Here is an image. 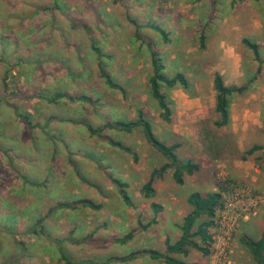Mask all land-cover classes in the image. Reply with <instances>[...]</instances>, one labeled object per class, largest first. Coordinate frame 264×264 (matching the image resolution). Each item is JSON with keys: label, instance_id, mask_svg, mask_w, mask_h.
Wrapping results in <instances>:
<instances>
[{"label": "rangeland", "instance_id": "374dc122", "mask_svg": "<svg viewBox=\"0 0 264 264\" xmlns=\"http://www.w3.org/2000/svg\"><path fill=\"white\" fill-rule=\"evenodd\" d=\"M244 2L0 0V264H66L62 251L74 260L105 262L139 248L158 249L162 236L174 239L181 233L179 225L192 208L188 197L196 191H221L223 205L212 228L211 254L191 249L183 259L191 264H243L241 259L248 255L239 248L241 224L260 210L264 192L237 174L234 166L236 161L264 155L257 151L242 157L251 145L264 143V63L250 90L232 99L231 122L222 128L214 125L213 79L216 72L232 80L239 72L244 79L257 73L260 63L242 39L264 43V34L257 38L248 34L247 12L240 11L248 7ZM133 19L160 24L170 41L146 25L137 29ZM202 31L205 48L199 39ZM138 34L161 52L167 74L184 71L190 79L188 90L167 91L173 100L171 122L160 117L150 96L149 49ZM95 45L126 95L101 76ZM260 52L264 57V44ZM57 92L84 93L95 101L63 97L53 102ZM139 109L162 140L181 142L182 160L200 165L183 184L169 170L156 183L153 198L144 197L141 187L165 158L140 129L130 133L105 129L100 136L83 123L71 122L84 120L100 128L107 120L134 119ZM108 138L130 145L138 160ZM112 177L129 184L133 205L123 200ZM236 193V201L248 207V217H239L226 243H220L222 211ZM79 198L93 199L102 207L58 206ZM153 201L163 210L157 223L145 228L154 216ZM133 230L126 243L116 241Z\"/></svg>", "mask_w": 264, "mask_h": 264}, {"label": "trees", "instance_id": "16d2710c", "mask_svg": "<svg viewBox=\"0 0 264 264\" xmlns=\"http://www.w3.org/2000/svg\"><path fill=\"white\" fill-rule=\"evenodd\" d=\"M132 21L137 25V29L146 25L156 30L165 42L170 41L169 32L160 24L152 22L140 24L136 19H133ZM137 36L138 39L142 40V42L147 43L149 49L151 74L148 79V87L150 96L155 100L158 108L160 109V117L166 122H171L173 116V100L170 98L167 91L177 88H184L188 90L190 88V79L184 71H176L173 74H167L165 72L166 64L161 52L154 48L152 42H146V39L142 38L140 34ZM206 38V33L202 31L199 37L202 48L206 47ZM143 39L145 41H143ZM242 44L254 54L255 59L259 61L260 65L257 68L255 76L251 79H244L241 84H227L222 73H215L213 85L216 92L215 112L217 114V119L214 121V125L218 128H222L230 124V107L232 99L235 96H242L249 91L253 80L258 78L259 74L262 72L264 57L260 52V45L247 37L242 39ZM94 49L98 53L99 71L106 84L112 88L120 90L124 95H126V88L114 79L113 75L107 70L105 64L103 63L101 59V50L96 45L94 46ZM63 97H67L71 101H86L89 103H93V101H95L94 98L88 94L83 93L67 95L62 92H57L51 100L56 102L59 98ZM71 122L83 123L92 134H98L100 136H102V132L105 129L127 133L138 129L141 130L145 140L165 158V161L161 165L155 166L150 171L146 182L143 183L141 187V193L146 198H153L155 196L156 183L159 179L163 178L169 170H173L174 180L178 184H183L185 182L186 175H192L200 169V165L194 160H182L180 158L179 148L182 146L181 142L167 143L156 134L151 120L148 116H146L142 109L138 110L137 117L134 119L107 120L100 128H95L93 125L84 120L71 119ZM108 141L111 145L131 154L135 161L138 160L137 152H135L130 145L113 138H108ZM257 151L264 152V143H255L251 145L243 152L242 157L243 159H246L247 156H251ZM263 156L264 155L262 154L260 155L261 158H264ZM260 157L257 158L260 159ZM112 181L119 187L123 200L129 205H133L127 191L129 184L116 177H112ZM188 202L192 208L183 217V221L179 225L181 236L175 242H173L170 237H167L165 240V251H160L155 248H139L132 250L127 254L112 255L105 262L94 261L93 259L74 260L66 252L62 251V258L66 264H110L113 261L126 263L141 257L163 260L168 264H191L190 262L185 261L182 257L188 256L191 249L199 251L204 256L211 254L212 245L214 243L212 228L216 225L217 212L223 205V194L221 191H211L205 194L196 191L190 194ZM78 205L88 206L93 209H100L102 207L100 203H97L90 198H79L71 202H61L58 206L75 208V206ZM151 207L154 212V216L146 225H143L145 228L157 223V217L163 210V205L155 201L152 202ZM204 216L206 218H204ZM134 232L135 230L128 232L123 237L116 238V241L119 243H126L132 238ZM240 241L249 249L257 264H264V231L259 239L243 235Z\"/></svg>", "mask_w": 264, "mask_h": 264}, {"label": "crops", "instance_id": "0c3cea01", "mask_svg": "<svg viewBox=\"0 0 264 264\" xmlns=\"http://www.w3.org/2000/svg\"><path fill=\"white\" fill-rule=\"evenodd\" d=\"M244 1L248 2V5L246 4L248 7L243 8V6L240 5L242 6L240 11L247 12L245 22L247 21L246 26H248V34L254 38H257L258 35L264 34V0H242V3H245ZM237 25H241V23L237 22ZM254 42L258 43L259 45L264 44L261 40L258 39L254 40ZM223 76L225 78L226 83L230 85L241 84L244 81L243 72H239L233 80L230 79L226 73H223ZM260 155H253L254 158L246 162L238 163L236 161V167L234 166V170H237V174L241 173L240 175L243 178L246 179L248 177L251 179V181H254L253 185L256 190H258L259 192H264V162L262 163V161H264V158H261ZM257 157H260V159H258ZM240 166L241 171L239 170ZM243 171H246L247 173H244ZM241 225L243 233L241 234L239 239H241L243 235H248L254 239H259L261 237L262 232L264 231V201L261 204L260 210L256 212V214H254L253 216L245 219ZM180 236L181 233H179V236L174 239H172L169 235L162 236V242L160 243L158 250L165 251V240L167 237H170V239L175 242ZM239 248H241L242 251H244L248 255V257H245V260L243 258L241 259L243 264H257L249 249L244 244H242L241 241L239 243ZM142 258L143 257L130 261L128 264H142ZM145 258V261H147L148 264H168L163 260L152 259L150 257Z\"/></svg>", "mask_w": 264, "mask_h": 264}, {"label": "built area", "instance_id": "2783aa9c", "mask_svg": "<svg viewBox=\"0 0 264 264\" xmlns=\"http://www.w3.org/2000/svg\"><path fill=\"white\" fill-rule=\"evenodd\" d=\"M236 199L238 198V193H236V196L229 199V201L225 204L224 210L222 211L223 218L220 221L221 225V234H220V243H226L228 236L230 235V232L233 230L234 225L238 221L239 217L244 215V218L248 217V207L245 205V203L239 204ZM232 211V215L229 216L228 213ZM235 212H237L235 214ZM222 252L219 253L221 255ZM223 256V255H222ZM226 258V255H224V259Z\"/></svg>", "mask_w": 264, "mask_h": 264}]
</instances>
